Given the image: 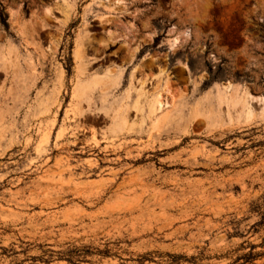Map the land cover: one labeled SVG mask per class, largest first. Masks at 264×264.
<instances>
[{"label": "rangeland", "instance_id": "obj_1", "mask_svg": "<svg viewBox=\"0 0 264 264\" xmlns=\"http://www.w3.org/2000/svg\"><path fill=\"white\" fill-rule=\"evenodd\" d=\"M0 72V264H264V0H0Z\"/></svg>", "mask_w": 264, "mask_h": 264}, {"label": "bare ground", "instance_id": "obj_2", "mask_svg": "<svg viewBox=\"0 0 264 264\" xmlns=\"http://www.w3.org/2000/svg\"><path fill=\"white\" fill-rule=\"evenodd\" d=\"M77 52L78 53H77V56H76L77 57L76 58V62H77L78 82H77V85H76V87L74 89V96L72 95L74 99L73 98L72 99L74 100L73 101L74 102L73 105H75V113H76V115L83 116V114H84L83 113L84 106L85 105H87L88 107L91 106L90 105V97H92L91 96L93 94L92 91H94V89H96L97 87H102L106 91L107 87L109 88V86H112L114 84V79H112L109 76H105V77L95 76V77H91V78L85 80L84 79L85 75L83 73V69H84L83 59L81 58V52H79V51H77ZM169 89H170V87H169L168 82H161V81L156 83V86L154 88V92L153 93L151 92L152 94L151 95L149 94L150 96H147L149 92L147 93V91L145 90V87L142 86L140 89H138L139 90L138 97H137L136 101L134 102V106H132L133 107L132 110H134L136 112V115L131 118V120H130L131 123H130V121L127 120V117L129 115L127 113V110L129 109V107L127 109V107L125 106V102L126 101L125 102H120L118 105H114L113 104V106L111 108V112L113 114V117L111 118L110 114L108 115V117L110 116L111 119L108 121L109 125H108L107 130H106V128H104L105 131H107L110 135H115V134L119 133L120 131H122L124 129H129V128L131 129V128L135 127V124H137V122H138V125H140V127L144 126L143 124L145 123V118L142 115V111H143L142 108H145L146 106L148 107V109H147V110H149V112L147 114L148 118H151L154 115H156L155 113H156L157 107H159V108H160V106L162 107V105H161L162 93L169 91ZM102 91H104V90H101V93H102ZM105 91H104V93H105ZM148 91H149V89H148ZM104 93H102V95ZM128 96H129V92H128ZM105 97H107V96H105ZM128 100L129 99H127V101ZM107 104H108V102H107ZM109 104L112 105L111 103H109ZM198 111H200L199 105H196L195 107H193V112L194 113H197ZM158 113L159 112H157V115H158ZM91 117H92V115H91ZM81 119L82 118H80V120ZM77 120H79V118ZM164 120L165 119L158 120V117H157L156 123L154 124V126H151V127L152 128H154V127L157 128V127L162 126L163 124H166L167 122H166V120L165 121ZM137 127H139V126H137ZM159 131H160V129H159ZM184 132H185V130H184ZM108 133H107V135H108ZM103 139H105V137Z\"/></svg>", "mask_w": 264, "mask_h": 264}, {"label": "trees", "instance_id": "obj_3", "mask_svg": "<svg viewBox=\"0 0 264 264\" xmlns=\"http://www.w3.org/2000/svg\"><path fill=\"white\" fill-rule=\"evenodd\" d=\"M262 225H264V216H263V221H262Z\"/></svg>", "mask_w": 264, "mask_h": 264}, {"label": "flooded vegetation", "instance_id": "obj_4", "mask_svg": "<svg viewBox=\"0 0 264 264\" xmlns=\"http://www.w3.org/2000/svg\"><path fill=\"white\" fill-rule=\"evenodd\" d=\"M0 75H2V72H0Z\"/></svg>", "mask_w": 264, "mask_h": 264}]
</instances>
